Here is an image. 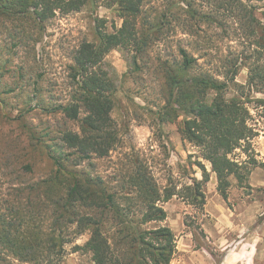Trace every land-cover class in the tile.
I'll return each instance as SVG.
<instances>
[{
  "label": "trees",
  "instance_id": "16d2710c",
  "mask_svg": "<svg viewBox=\"0 0 264 264\" xmlns=\"http://www.w3.org/2000/svg\"><path fill=\"white\" fill-rule=\"evenodd\" d=\"M263 1L167 0L165 9L159 10L152 0H110L108 7H115L121 26L108 32L105 21L95 20V40L81 43L71 57L69 92L61 102L53 98L47 102L33 68L27 71L23 62L36 59L47 26L57 14L80 12L93 1L0 0V32L8 34L9 57L17 55L22 60L21 64L13 58L3 61L4 48H0V81L15 72L18 85L2 94L29 91L27 108L20 111L24 113L18 120L51 166L39 182L0 194V264H60L65 247L86 233L88 241L73 249L90 254L94 264H171L177 253L174 233L165 226H147L166 220L160 204L175 196L202 207L209 173L197 162L202 180L192 179L180 190L170 184L162 191L147 165L137 158L112 183L81 169L92 159L108 157L120 143L112 117L118 88L105 58L113 51L121 52L129 66L125 77H138L153 64L151 70L162 78L164 88L155 123L177 124L182 140L210 164L217 191L227 200L230 179L242 187L258 165L249 155L257 133L249 123L247 105L264 110V99L253 98L264 95V21L258 17L264 18V11L256 4ZM202 26H216L220 42L236 43L226 55L220 48L219 65L212 68L201 63L211 56L212 48L191 42V37L201 38ZM172 27L181 28L190 40L185 38L171 59L158 57L152 63L153 46ZM243 68L247 80L240 84L236 78ZM230 91L233 95L228 99ZM32 112L58 117L59 123L53 128L47 124L38 132L23 117ZM72 123L78 125L77 132L69 128ZM9 147L5 159L12 150L17 155L13 143ZM237 151L246 155L245 161L232 157ZM18 171L30 175L33 164H22Z\"/></svg>",
  "mask_w": 264,
  "mask_h": 264
},
{
  "label": "rangeland",
  "instance_id": "374dc122",
  "mask_svg": "<svg viewBox=\"0 0 264 264\" xmlns=\"http://www.w3.org/2000/svg\"><path fill=\"white\" fill-rule=\"evenodd\" d=\"M92 1L80 12L57 14L47 26L36 59L23 62L27 71L33 68V77L38 78L39 88L43 90L47 102L49 98L61 102L69 92L71 57L81 43L95 40V20L105 21L108 32L122 24L115 7H108L110 0ZM166 4L167 0H152L151 3L159 10H164ZM256 4L264 11V1ZM258 17L264 21L261 15L258 14ZM202 31L198 33L201 38L191 37V42L195 46L212 48L211 56L201 61L207 68H212L219 65L220 48L226 55L229 49H235L236 43L229 40L220 42V28L216 26H202ZM181 32V28L172 27L155 43L150 54L152 63L158 57L171 59L177 48L185 44V38L190 40ZM8 46L7 32H0V48H4L2 60L13 58V62L21 64L22 60L17 59V55L9 57ZM104 63L118 88L112 117L119 131L120 143L108 157L92 159L90 163L82 164L81 169L112 183L111 180L119 176L124 166L137 158L147 165L163 191L170 184L180 190L190 185L192 179L202 180V172L196 165L200 162L210 178L203 186L205 204L195 206L186 198L175 196L160 204L167 214L166 220L147 227H168L176 237L177 247L188 242L189 248L181 245L183 251H177L171 264H264V110L253 104L247 105L251 115L249 123L257 133L251 140L249 155L258 165L251 169L242 187L235 178L230 179L228 198L224 200L217 191L216 176L211 173L210 164L200 158L198 149L182 140L177 124L159 126L155 123L154 112L162 104L164 88L162 78L151 70L153 64H149L150 70L146 69L138 77H125L129 66L121 52H111ZM247 74V69H241L236 81L245 84ZM17 87L15 72L4 75L0 81V159L6 164L1 165L0 161L2 195L11 194L12 188H27L39 182L51 169L43 150L32 145L29 134L18 120L24 113L20 111L27 108L29 91L2 94L4 90ZM232 95L233 91H230L226 97L230 99ZM253 98L264 99V95L256 94ZM23 117L29 127L38 132L47 124L53 128L59 123L58 117L54 119L41 113L32 112ZM69 128L75 132L79 130L78 125L73 123L69 124ZM10 143L16 147L17 155L12 150L7 152L5 159L3 154L10 148ZM235 155L232 157L237 161L246 160L241 151ZM19 162L18 167L15 166ZM27 163L33 164L34 172L20 175L18 169ZM88 239L89 233H86L66 246V254L60 264H94L90 254L73 249L74 246H83ZM193 251H196L194 255Z\"/></svg>",
  "mask_w": 264,
  "mask_h": 264
},
{
  "label": "crops",
  "instance_id": "0c3cea01",
  "mask_svg": "<svg viewBox=\"0 0 264 264\" xmlns=\"http://www.w3.org/2000/svg\"><path fill=\"white\" fill-rule=\"evenodd\" d=\"M181 245H182L183 247H185V248H187V247L189 248V244H188L187 241H186L185 243H182ZM181 245L177 247V251H183L182 248H181ZM185 251H186V250H185ZM195 253H196V251H193L192 254L194 255Z\"/></svg>",
  "mask_w": 264,
  "mask_h": 264
}]
</instances>
